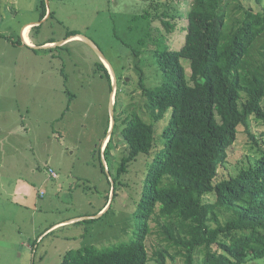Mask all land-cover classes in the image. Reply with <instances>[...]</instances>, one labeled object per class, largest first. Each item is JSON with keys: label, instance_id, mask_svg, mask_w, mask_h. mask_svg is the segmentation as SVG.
I'll use <instances>...</instances> for the list:
<instances>
[{"label": "trees", "instance_id": "obj_1", "mask_svg": "<svg viewBox=\"0 0 264 264\" xmlns=\"http://www.w3.org/2000/svg\"><path fill=\"white\" fill-rule=\"evenodd\" d=\"M262 1L191 0L185 25L171 3L155 5L162 10L150 17L159 22L154 24L161 38L150 35L145 47L160 81L145 84L142 52L134 51L143 98L127 119L126 152L117 168L121 178L139 155L151 157L140 193L135 190L133 237L104 249L69 250L62 264H149L147 240L153 235L159 241L152 254L157 264H264V133L251 128L253 121L264 124ZM39 9L41 20L44 1ZM97 62L110 84L108 69ZM169 110L161 146L156 124ZM242 126L253 153L233 174L226 167L228 149ZM100 153L98 164L105 171Z\"/></svg>", "mask_w": 264, "mask_h": 264}, {"label": "rangeland", "instance_id": "obj_2", "mask_svg": "<svg viewBox=\"0 0 264 264\" xmlns=\"http://www.w3.org/2000/svg\"><path fill=\"white\" fill-rule=\"evenodd\" d=\"M41 1L46 5V15L40 20ZM243 1L246 3L247 0ZM168 3L182 14L178 21L185 25V14L191 0H0V141L5 138L0 152V264H60V254L67 250L62 245L73 249L94 245L97 249H104L128 242L133 237L134 216L138 208V204L134 203L135 190L138 188L140 193L151 164V157L139 155L121 178L117 177V168L126 152L123 130L128 117L136 111L134 105L141 104L143 98L133 54L138 50L142 52L139 59H142L145 84L149 87L158 84L159 70L151 51H146L145 46L150 43V35L161 38V31L155 25L159 22L152 23L150 17L162 10L155 5L167 6ZM49 11H52V16H49ZM145 13H148L147 17ZM36 22L37 25L31 26V36L37 40L49 38L57 43L65 34L72 32L93 40L111 64L117 82L112 106L113 127L108 79L97 71L96 63L101 61L108 67L85 41L78 39L43 50L45 52H42L40 61L35 64L30 59L27 62V69L34 66L32 72L49 70L53 74L49 83L57 88L62 81L59 66L63 63L64 89L57 94L64 96L65 107L69 105L65 116L55 121L52 128L56 136L60 133L64 138L63 151L59 138H52V144L57 145L53 157L49 163L40 164L37 175H34L29 163L31 165L35 161L38 149L30 144L35 135L28 121L32 123L31 114L36 108L28 102L36 94L29 88H15L12 72L10 75L8 72L14 67L13 60L19 61L17 56L21 52L16 48L14 50L7 40L11 38L16 42L23 27ZM176 35L175 45L179 46L181 33ZM144 38L145 42L140 44L139 41ZM15 91L22 93L17 100L11 97ZM16 104L20 113L29 112L27 120H24L29 129L26 137L22 136L25 133L14 134L8 129L15 120V111L9 107ZM59 111L53 106L48 113ZM170 115L169 110L156 124L157 144L161 146ZM243 128L228 149L226 167L233 174L244 165V157L253 153ZM251 128L257 135L264 133L263 123L253 121ZM106 134L109 135L107 142L111 136L112 140L107 152L100 153L105 166V171H102L98 154L94 160L90 156L91 148L96 144L99 146ZM17 146L18 151L15 149ZM25 147L29 148L28 152ZM48 166L56 168L57 176L51 180L46 178L47 185L40 189L36 177L43 179ZM38 192H45L46 203L37 201ZM93 212L95 215L92 218L96 219L93 222L66 226L48 235L50 230L44 232L56 221ZM85 228L88 230L85 231ZM81 230L85 232L77 242L68 243L67 239L60 238L62 233H79ZM158 243L155 235L147 240L152 257L149 264H157L152 254Z\"/></svg>", "mask_w": 264, "mask_h": 264}, {"label": "crops", "instance_id": "obj_3", "mask_svg": "<svg viewBox=\"0 0 264 264\" xmlns=\"http://www.w3.org/2000/svg\"><path fill=\"white\" fill-rule=\"evenodd\" d=\"M27 27L26 25L23 27L22 31L24 32V28ZM32 28L29 27L27 30V37H28V41H26L25 39L22 38V36H20V44L19 43H13L12 41L7 40V42L11 43L12 48L15 50L18 49L20 50L21 54L19 56H17L18 60H13L14 63V67L12 70H10L9 75L12 72V76L14 78V85L15 88L18 89H22L25 88L31 91L35 92V96H33L31 98V100H29L28 104H32L36 109H34L33 113L31 114V121H28V124H30L31 130L34 132L35 135V140L32 141L30 144H32L33 146L37 147L38 149V155L35 159V161L31 162V165L29 163V169L31 171V174L33 173L34 175H37V169L40 168V164H47L49 163V161L52 159L53 157V152H54V148L57 145H54V143L52 144V141L55 139V137H58V142L59 144L62 146V151H63V146L64 144V138L61 136L60 133H58V135L56 136V132H53V123L55 121L61 120L65 114H66V107L65 104L66 102H64V96L63 95H59L57 94V92H59V90H63L64 89V81H65V76H64V81H63V75H64V69H63V63L60 64V77L62 79L60 86L57 88L55 85H53V83H49V78H52V73H49V70H44L41 69L40 71H36V72H32L31 69L34 67H29L28 69L26 68V64L27 62L32 59L33 63H37L38 61H40V56H42V52H45L43 50L46 49H51L53 48V46L55 45V42H53V40L47 38V39H41V40H37L35 39L33 36H31L32 34ZM21 31V32H22ZM22 34V33H21ZM67 34H65L62 38L61 41H63V39H65L67 36ZM78 37H72L70 39H68L67 43L73 42L78 40ZM81 40V39H80ZM65 43V44H67ZM35 46H49V47H35ZM56 47V46H55ZM50 57V56H49ZM51 61V58H50ZM51 63V62H49ZM11 68V67H10ZM42 78V79H39ZM111 84V83H110ZM110 84L108 82V87H109V102L111 101V89H110ZM21 94H17V92L15 91V93L11 96L12 99H18L20 98ZM39 95H41L39 97ZM10 97V98H11ZM56 101H59L58 104L56 103ZM68 101V100H67ZM28 104L26 105V109L28 108ZM30 104V105H31ZM55 106L56 108L58 107L60 109L59 112H55L54 114H49L48 111H51V108ZM12 108L15 111V120L14 123L9 125V131L11 133L14 134H20L22 135L23 133H25L24 137H26L27 131L29 129H27L26 123H25V119L27 120V114H29L28 110H26V112L24 113H20L19 112V106L16 104L15 106H10L9 109ZM69 110V109H67ZM44 129H46V133H44ZM1 127H0V138L2 136V131H1ZM108 134L104 137V139L101 141L100 145L98 146V144H96L93 148H95V150L92 149V155L90 156L92 160H94L95 155L98 148L100 152L104 151L103 149H105L107 140H108ZM54 138V139H52ZM5 141V138H2L0 141V152H1V144ZM17 149L16 151L19 150L18 146L15 148ZM14 149V150H15ZM24 150L26 152L29 151V148L25 147ZM49 169H53L55 171V167H49L47 171L45 172L47 175H44L43 179L40 177H36L37 181L39 182V186L40 189H43L46 185V178L51 180L52 178H56L54 176H52L49 173ZM36 184V183H35ZM42 187V188H41ZM45 192H38L37 197L39 202H41L42 204L46 203V199H45ZM35 205H38L35 202ZM39 206V205H38ZM40 207V206H39ZM95 213H91V214H84V215H79V216H74V217H68V218H64L62 220L56 221L55 223H53L52 225H50L47 229H45L44 232L50 230L49 232H47L46 235L51 234L52 232H54L55 230H60L61 228H64L66 226H71V225H77L80 224L81 222H85V220L87 219H91L92 216H94ZM79 222V223H78ZM85 231L88 230V228L84 229ZM84 230H81V232L79 233H75L72 232L70 234H66V233H62L60 236V238L64 239V240H68V243H73V242H77V240L79 238H82V234H84ZM83 231V232H82ZM43 232V233H44ZM43 237V236H42ZM41 237V240H43V238ZM94 241V240H91ZM79 245H82V243H79ZM35 246V245H34ZM32 246V247H34ZM63 247H65V249L67 250H63L62 253L60 254V261L59 263L62 264L63 261V257L64 254L69 251V250H76L70 247H67L65 245H62ZM84 245H82L83 247ZM35 248V247H34ZM81 248V246H80ZM34 261V260H33Z\"/></svg>", "mask_w": 264, "mask_h": 264}, {"label": "water", "instance_id": "obj_4", "mask_svg": "<svg viewBox=\"0 0 264 264\" xmlns=\"http://www.w3.org/2000/svg\"><path fill=\"white\" fill-rule=\"evenodd\" d=\"M37 24H38L37 22L36 23H30V24H27L26 26L31 27V26H34V25H37ZM21 33H22L21 34L22 38L25 39L24 38V35H23V31ZM75 36L78 37L79 39L85 41L93 50H95L98 53L99 57L102 59V61L108 67V69H109L108 71L111 72L110 77L113 79V87H111V98H110L111 101H110V105H111V109H112V111H111V114H112V125L114 126L115 119H114V113H113V107L112 106H113L114 96H115V91H116V82H117L116 75H115V72H114L111 64L107 61V59L102 54V52L99 50V48L96 46V44L94 43V41L91 40L90 38H87L86 36L77 34V35H73V36L71 35V36L63 39V41H59V42L55 43V45L53 47L58 46V45L65 44V43L68 42V39H70L72 37H75ZM35 47H49V46H35Z\"/></svg>", "mask_w": 264, "mask_h": 264}, {"label": "bare ground", "instance_id": "obj_5", "mask_svg": "<svg viewBox=\"0 0 264 264\" xmlns=\"http://www.w3.org/2000/svg\"><path fill=\"white\" fill-rule=\"evenodd\" d=\"M29 26L25 27L24 28V32H23V35H24V38L26 41H28V37H27V30H28Z\"/></svg>", "mask_w": 264, "mask_h": 264}, {"label": "built area", "instance_id": "obj_6", "mask_svg": "<svg viewBox=\"0 0 264 264\" xmlns=\"http://www.w3.org/2000/svg\"><path fill=\"white\" fill-rule=\"evenodd\" d=\"M49 173H50L52 176H54V177L57 176V174L55 173V171H54L53 169H49Z\"/></svg>", "mask_w": 264, "mask_h": 264}]
</instances>
